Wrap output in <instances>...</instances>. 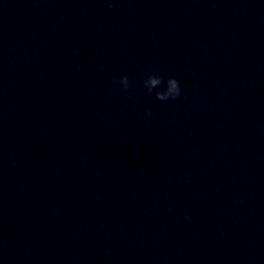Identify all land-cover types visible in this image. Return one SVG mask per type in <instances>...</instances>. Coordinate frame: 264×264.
Masks as SVG:
<instances>
[{
	"label": "clouds",
	"instance_id": "9594fccd",
	"mask_svg": "<svg viewBox=\"0 0 264 264\" xmlns=\"http://www.w3.org/2000/svg\"><path fill=\"white\" fill-rule=\"evenodd\" d=\"M142 83L144 88L149 93H152L153 89H160L163 84L164 87L155 92L156 99L160 101L175 100L181 95L180 83L175 77H169L166 81H164L158 74H149ZM118 84L122 86V91H127L130 86L128 77H119ZM150 114L151 112L149 110L148 115Z\"/></svg>",
	"mask_w": 264,
	"mask_h": 264
}]
</instances>
